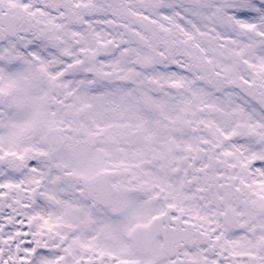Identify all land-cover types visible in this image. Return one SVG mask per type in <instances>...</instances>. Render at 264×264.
Wrapping results in <instances>:
<instances>
[{"label":"snow or ice","instance_id":"snow-or-ice-1","mask_svg":"<svg viewBox=\"0 0 264 264\" xmlns=\"http://www.w3.org/2000/svg\"><path fill=\"white\" fill-rule=\"evenodd\" d=\"M0 264H264V0H0Z\"/></svg>","mask_w":264,"mask_h":264}]
</instances>
